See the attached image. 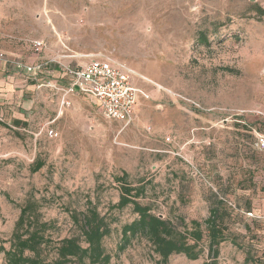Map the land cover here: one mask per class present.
<instances>
[{"label": "rangeland", "instance_id": "1", "mask_svg": "<svg viewBox=\"0 0 264 264\" xmlns=\"http://www.w3.org/2000/svg\"><path fill=\"white\" fill-rule=\"evenodd\" d=\"M257 8L264 0H0L4 76L19 84L10 97L19 103L3 111L28 114L17 129L0 121V245L8 247L29 196L53 222V238L75 234L69 212L90 200L111 222L103 241L110 264H154L144 240L117 251L122 225L136 217L131 206L111 209L120 193L114 178L123 174L145 187L140 202L175 224L202 222L208 193L264 212V150L255 147L264 136ZM35 39L44 42L40 52L30 47ZM92 57L126 66L148 94L129 124L106 120L81 94L61 108L59 92L47 86L64 67ZM16 61L48 66L32 74L13 69ZM229 228L237 245L222 243L217 264H253L246 255L264 264V220L232 214ZM206 245L198 259L174 255L168 264H205Z\"/></svg>", "mask_w": 264, "mask_h": 264}, {"label": "trees", "instance_id": "2", "mask_svg": "<svg viewBox=\"0 0 264 264\" xmlns=\"http://www.w3.org/2000/svg\"><path fill=\"white\" fill-rule=\"evenodd\" d=\"M255 13L264 17L262 8H257ZM41 167L42 163L37 162L33 171ZM114 180L120 193L111 209L131 206L136 215L131 222L122 225L117 251L122 253L134 242L144 240L154 264H168L174 255L196 260L204 252L202 243L205 240L209 260L205 264H217L222 243L230 241L232 245H237L234 234L229 233L232 214L245 217L242 212H262L260 209L238 208L231 198L217 192L220 197L234 203L235 209H232L216 193H208V216L202 222L192 219L186 223L179 218L178 224H175L154 214L149 204L139 201L145 195L144 186H132L126 181L125 174L116 176ZM40 206L38 200L30 196L19 206V214L7 240L8 247L0 245L4 264H110L112 255L103 241L111 232V222L90 200L86 201L83 211L69 212L75 234L63 238L52 237L54 224L44 219ZM249 219L263 221L260 218ZM260 261L255 256L245 257L246 263L259 264L262 263Z\"/></svg>", "mask_w": 264, "mask_h": 264}, {"label": "built area", "instance_id": "3", "mask_svg": "<svg viewBox=\"0 0 264 264\" xmlns=\"http://www.w3.org/2000/svg\"><path fill=\"white\" fill-rule=\"evenodd\" d=\"M30 47L34 52H40L44 48V42L39 39L31 40ZM0 60L2 61L3 59L0 57ZM17 67L23 68L26 72L32 74L40 69V65L23 66L20 63H17ZM63 72L68 76L69 80L66 86L61 89V108L70 106V96L81 94L92 98L96 102L102 116L106 120L127 125L133 119L139 100L141 98H148V94L133 84V73L126 66L113 63L109 59L92 57L81 66L64 67ZM48 135L52 138L58 134L53 130H49ZM255 147L259 150H264L263 135L256 136ZM219 198L228 207L235 209L232 201L220 196ZM242 213L246 218H260L264 220L262 212L259 214L251 212Z\"/></svg>", "mask_w": 264, "mask_h": 264}, {"label": "crops", "instance_id": "4", "mask_svg": "<svg viewBox=\"0 0 264 264\" xmlns=\"http://www.w3.org/2000/svg\"><path fill=\"white\" fill-rule=\"evenodd\" d=\"M17 63L19 64L20 61H16L15 66H13V69L14 68L23 69V68H18ZM39 65H40V69L37 72H40L41 69L45 68L43 67V65L48 66L47 64H37V65L35 64V65H30V66H39ZM23 66H28V65H23ZM6 70L7 69L5 68L4 61L0 60V121L4 123L11 122L12 125H16V126L11 125V127L14 129H17L18 127H21L22 125H24V121H26L25 115L27 116L28 114H26L24 111H19L16 113L15 116L9 117L7 112L3 111L5 108H7L8 105L19 103L18 101L10 100V97L13 95V93H15L16 96L18 95L17 87L19 84H16L18 81L13 82L14 79L12 77L4 76V74L6 73ZM47 75H50V74H47ZM68 80H69L68 76L64 72H62L60 76H58L57 78H52V80L49 81L47 84L50 90L54 89L59 92V98H60L59 103L62 97L61 89L66 86V84L68 83ZM72 97L73 96H70L69 100H71ZM262 213L264 214L263 211Z\"/></svg>", "mask_w": 264, "mask_h": 264}, {"label": "water", "instance_id": "5", "mask_svg": "<svg viewBox=\"0 0 264 264\" xmlns=\"http://www.w3.org/2000/svg\"><path fill=\"white\" fill-rule=\"evenodd\" d=\"M161 217V216H160Z\"/></svg>", "mask_w": 264, "mask_h": 264}]
</instances>
